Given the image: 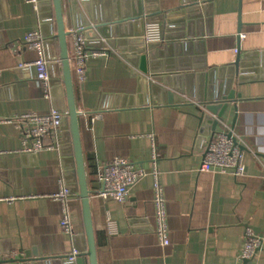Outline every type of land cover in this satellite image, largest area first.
<instances>
[{"label":"crops","instance_id":"obj_1","mask_svg":"<svg viewBox=\"0 0 264 264\" xmlns=\"http://www.w3.org/2000/svg\"><path fill=\"white\" fill-rule=\"evenodd\" d=\"M81 2L85 6L79 2L82 13L76 14L64 1L67 27L95 24L94 19L108 24L102 29L108 55L88 62L84 83L74 81L84 156L93 159V178L99 164L116 158L151 173L154 144L146 135L154 133L170 237L164 246L156 233L150 174L133 187L126 204L91 198L92 213L104 226L96 233L102 242L99 264H264V0ZM42 15L25 0H0V119L13 120L0 122V256L14 254L0 264H71L70 238L61 225L63 201L56 197L62 178L77 181L69 121L46 138L48 144L57 143L55 148L29 153L23 151L17 118L68 111L55 25L45 29V67L35 64L36 50L18 48L28 31L40 27ZM147 18L157 20L159 35L148 29ZM170 20L183 28L168 30ZM238 41L240 74L234 66ZM187 51L204 56L207 69L189 70ZM143 54L174 84L181 78V86L168 87L138 70L131 61ZM43 70L52 77V99L41 90ZM232 90L241 97L229 105L225 126L217 132L228 125L241 142L247 166L242 177L200 170L217 133L202 132L207 129L199 121L202 109ZM69 207L83 254L87 242L79 195L70 198ZM247 228L262 240L261 251L250 261L241 258ZM76 264H89L88 258L79 256Z\"/></svg>","mask_w":264,"mask_h":264},{"label":"built area","instance_id":"obj_2","mask_svg":"<svg viewBox=\"0 0 264 264\" xmlns=\"http://www.w3.org/2000/svg\"><path fill=\"white\" fill-rule=\"evenodd\" d=\"M31 4L35 10L39 11L41 0H25ZM79 10V14H81ZM43 14V13H42ZM45 14V13H44ZM173 14H171L172 16ZM46 16V17H45ZM162 16V21L164 16ZM170 16V14H168ZM42 15V23L37 29L28 31L24 38L19 42L18 48L23 47L36 50L39 53V59L35 62L40 67H45L47 60L45 57V46L49 38L45 35L44 21L50 20L48 15ZM48 17V18H47ZM170 19V17H168ZM151 23V24H150ZM157 20L146 19V24H150L148 29L154 30L160 34L161 27L156 26ZM69 53L73 79L76 83L82 84L87 78V64L93 58L104 57L108 55L107 38L96 27L94 23L83 22L74 23L69 27ZM162 33V32H161ZM162 40H158L160 43ZM41 90L44 98L52 99V77L43 70L39 75ZM196 101V100H195ZM196 104L199 102L196 101ZM19 124L23 127L24 152L37 153L45 149H53L57 143L48 144V136L57 135L63 126L65 120H68V112L53 110L48 114H38L29 112L17 116ZM13 121L3 120L0 122ZM225 126V121L223 122ZM227 130L217 132L212 136L207 145L203 162L200 167L201 171L229 173L234 177H242L246 174L245 153L241 142L235 135V132L228 128ZM145 135H139L142 137ZM151 138L154 147L152 150V161L154 162L153 171L150 173L143 166L126 158H116L111 162L99 164L96 167L95 175L91 184H89L91 194L90 198L111 199L121 204H126L131 197V191L134 186L140 183L148 175L154 177L155 187V207H156V233L160 242L164 246L170 244L169 226L167 218V205L163 185L160 180V172L157 165L158 151L155 143V134L148 135ZM58 167V166H57ZM79 195L77 181H71L67 178L60 180V192L56 195L63 201L64 215L61 221L62 228L70 238L71 252L67 260L71 264H76L78 257L82 253L81 249L75 242V236L72 228L73 220L70 215V198ZM95 211V208H93ZM94 230L96 233L104 229L98 214H93ZM262 249V240L256 232L247 228L245 232V245L241 255L243 260H254ZM14 254L0 256L1 260H8Z\"/></svg>","mask_w":264,"mask_h":264},{"label":"water","instance_id":"obj_3","mask_svg":"<svg viewBox=\"0 0 264 264\" xmlns=\"http://www.w3.org/2000/svg\"><path fill=\"white\" fill-rule=\"evenodd\" d=\"M65 0H41L39 3V11L43 13V18L45 19L44 15H48L50 20L44 21V31L52 24L55 25L57 28V35L56 38L58 39L59 45V54H60V62L62 68V75H63V84L66 89V97H67V106H68V123H69V132L68 135L71 138V143L73 147V156L76 164V174H77V187L79 190V197L81 200L82 206V223H83V232L87 242V250L85 253L81 254L80 256H85L88 258L89 264H99L98 262V245H97V237L96 232L94 230V222H93V213L91 208V190L89 187V180H88V173L86 168V161L82 146V138H81V131H80V116L81 112L78 110L77 103H76V96H75V84L73 79V73L71 68V61H70V53H69V36L70 33L67 30L66 18H65V7H64ZM70 4L71 9L76 14H79V10L82 11L80 7V3H82L83 7L85 4L81 2V0H67ZM80 2V3H79ZM241 12V6H240ZM45 13V14H44ZM241 17V16H240ZM48 18V17H47ZM96 27H101V32L103 33L102 29L106 28L108 24H98L95 21ZM116 22H120L117 20ZM115 23V22H114ZM175 25V26H174ZM181 25V26H179ZM175 24L174 20H170L167 22V29L171 30L174 27L179 26L183 28L182 24ZM241 20L239 23L238 33L241 36L242 33ZM47 36V31L45 32ZM183 37V36H181ZM240 37H238V40ZM133 58V57H132ZM131 58V60H132ZM139 59V64H137V60ZM134 61H131L132 64L138 69L141 70L142 73L151 76V79L157 80L158 82L168 86V87H180L181 86V78H175V84L173 83V78L171 76L165 75L160 73L157 68H151L152 62H149L148 54H143L139 56V58H134ZM184 60L189 65V70L194 71H203L207 69V62L204 56H196L195 53L192 51L186 52V58ZM140 65V66H139ZM234 66L236 69V74H240L241 66H242V47L241 42L238 41V48H237V57L234 62ZM140 68V69H139ZM152 69V70H151ZM170 102H173L172 94L169 93ZM241 97L240 94H237L235 90H232L228 95L223 96L219 101H212L206 103L203 107V111L201 112V116L199 117V121L201 125H207V129L202 127V132L210 131L209 133L217 132V129L221 127V124L225 121L224 116L229 108V105L233 102L236 103L237 98ZM235 126V120L233 122V127ZM234 129V128H233ZM75 242L78 243L77 235L75 236ZM80 248V246L77 244ZM22 259V258H20ZM24 260V259H22ZM6 261V260H1Z\"/></svg>","mask_w":264,"mask_h":264},{"label":"trees","instance_id":"obj_4","mask_svg":"<svg viewBox=\"0 0 264 264\" xmlns=\"http://www.w3.org/2000/svg\"><path fill=\"white\" fill-rule=\"evenodd\" d=\"M85 160H86V168H87V173H88V180L90 184L93 180V168H94L92 164L93 159L91 156H87ZM101 244L102 242L100 241L99 238H97V245H101Z\"/></svg>","mask_w":264,"mask_h":264},{"label":"bare ground","instance_id":"obj_5","mask_svg":"<svg viewBox=\"0 0 264 264\" xmlns=\"http://www.w3.org/2000/svg\"><path fill=\"white\" fill-rule=\"evenodd\" d=\"M67 26V25H66ZM70 27V26H69ZM69 27H67V30L69 29Z\"/></svg>","mask_w":264,"mask_h":264}]
</instances>
